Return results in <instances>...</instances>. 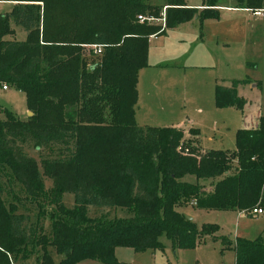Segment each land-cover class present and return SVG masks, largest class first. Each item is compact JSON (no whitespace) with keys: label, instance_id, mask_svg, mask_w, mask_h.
Segmentation results:
<instances>
[{"label":"trees","instance_id":"obj_1","mask_svg":"<svg viewBox=\"0 0 264 264\" xmlns=\"http://www.w3.org/2000/svg\"><path fill=\"white\" fill-rule=\"evenodd\" d=\"M232 1L253 11L263 0ZM0 2L12 5L0 16V86L22 93L30 114L19 120L0 107V264L27 257L52 264L53 255L58 264H117L115 248L162 252L160 238L172 251L190 249L206 237L215 241L214 226L197 229L179 208L248 214L264 206V115L236 130L232 150L198 151L178 128L134 123L148 40L194 17L216 19L223 0H203L200 10L184 0ZM163 7V28L137 21L159 19ZM12 26L24 32L22 41L6 39ZM91 45L102 46L99 55ZM237 84L214 86L217 108L242 109ZM22 201L34 217L17 210ZM92 209L124 216L92 217ZM219 240L234 264H264V239Z\"/></svg>","mask_w":264,"mask_h":264},{"label":"rangeland","instance_id":"obj_2","mask_svg":"<svg viewBox=\"0 0 264 264\" xmlns=\"http://www.w3.org/2000/svg\"><path fill=\"white\" fill-rule=\"evenodd\" d=\"M229 1L223 0V3ZM147 3L161 6L164 0H147ZM184 4L196 9L194 6L203 5V0H184ZM11 6V3L0 2V16L8 13ZM263 10L264 0L261 6ZM249 14L252 13L218 11L216 19L207 18L201 23L191 19L166 31L161 38L150 40L148 63L156 67L141 72L158 77L161 99L173 107L175 117L192 121L193 127L199 131L198 144L201 149H234L235 132L242 124V117L249 114L234 107L217 108L213 101L214 80L220 85L239 81L237 88L245 92L249 101L259 99L264 104V18L259 19L257 24ZM13 30V35L6 39L22 41L24 32L15 27ZM213 35H222L225 39H219L216 43ZM252 84L256 87L252 88ZM0 107L19 120H24L28 114L23 94L10 87L5 91L0 89ZM157 111L150 113L153 116L152 122H148L151 126L168 121ZM186 135L184 137L188 139ZM28 153L36 159L33 151ZM187 178L191 179L187 176L184 180ZM44 185L48 187L49 183L44 180ZM63 201L66 207L72 204L70 195L64 196ZM22 204L18 205L17 210L30 218L34 217L36 212L29 203L22 201ZM42 210L49 212L47 207ZM87 212L92 217L103 214L108 218L124 216L119 209H92ZM182 212L192 219L197 229L203 225L214 226L212 235L216 240L211 241L206 237L193 248L178 249L173 253L168 247L169 242L160 238L162 252H134L129 248H116L113 253L115 260L120 264H234L233 251L221 245L220 237L230 241L264 239V212L256 216L233 211H201L188 205L182 208ZM46 216H43L45 222ZM58 258L53 255L52 264H58ZM15 264L35 263L32 257H27ZM80 264L102 263L92 261Z\"/></svg>","mask_w":264,"mask_h":264},{"label":"crops","instance_id":"obj_3","mask_svg":"<svg viewBox=\"0 0 264 264\" xmlns=\"http://www.w3.org/2000/svg\"><path fill=\"white\" fill-rule=\"evenodd\" d=\"M185 6L187 8H189V6H187V5H185ZM194 7L197 10L202 9V5H195ZM227 10L233 11V12L243 11V12H246V13H252V11L246 10V9H235L233 7V1L232 0H230L228 3H223L222 2L220 4V6L217 7V11H227ZM249 16H250L251 20H253V22H255L257 24H259V22H258L259 19L264 18V15H263V17H254L252 14L251 15L249 14ZM193 19L197 20L195 17ZM179 25H177V26H179ZM174 28L167 29V30H165V32L168 31V30H172ZM165 32H164L163 36L165 35ZM214 35H213V39L215 40L216 43L219 41V39L220 40L225 39V37H223L222 35H217V36H214ZM161 37L162 36H157V37L150 38L148 40V50H149L150 40L151 39L155 40V39H158V38H161ZM201 41H202V39H201ZM260 49H261V51H263V49L261 47H260ZM148 50H147V66H146V68H143V69L139 70L138 74H137V82H136L137 98H136V103H135V106H134V122H135V125H137L139 127L149 126V127L178 128V129L183 131L184 135L187 134L188 138H190V139L193 138V145L197 148L198 151H207V150L201 149L199 147V144H198L199 141H200L199 131L195 127H193L192 121L191 120L189 121V120H187L185 118H180L179 119L177 116L175 117V113L173 111V107L171 108L169 103H167V102L165 103L163 101V99H161L163 97H160L161 88H159L160 83L158 81V77H155V78H157V80H156L153 76H150L147 72H141V71H146L145 69H147L149 67H153V68L156 67V66H151L148 63V58H149ZM209 55L212 56V53H210ZM157 68H158V66H157ZM215 85H220V84H218L214 80L213 81V86H215ZM220 86L229 87L230 85H220ZM238 86H240V85H238ZM251 87L255 88L256 85L252 84ZM7 89L8 88H6L5 90H7ZM213 89H214V87H213ZM5 90H2V91H5ZM236 93L245 102L243 107H242V111L244 110V111H248L249 112L248 116L246 115V116L242 117V124L238 128V129H240V128H243L245 126H250L251 123H255L256 118L259 117L260 115H263L264 104H262L259 99L255 100V101H249L244 95L245 92H241L240 89L237 88V86H236ZM154 110H158L156 113H161V115L164 118H166L168 121L163 123V124H160L158 126H151L148 122H152L153 116L150 115V113L152 114ZM190 131H196L197 135L193 136V137L192 136L190 137V134H191ZM184 181L191 183V182H193V177H191V179L187 178V180H184ZM188 206H191L192 208H194L192 205H188ZM182 208H184V207H182ZM182 208H179L178 211L180 213L184 214L182 212ZM197 210H200V209H197ZM261 210H262V213L260 215H262L263 212H264L263 207L261 208ZM201 211H205V210H201ZM233 212H236V211H233ZM236 213H239V212H236ZM190 220H192V219L190 218ZM168 247L171 250L170 244H169ZM175 251L176 250H174L172 252L175 253ZM58 260H59V258H58ZM92 261L93 260H83V261L77 262L76 264H80V263H83V262H89L90 263ZM117 264H120V263L117 262Z\"/></svg>","mask_w":264,"mask_h":264},{"label":"built area","instance_id":"obj_4","mask_svg":"<svg viewBox=\"0 0 264 264\" xmlns=\"http://www.w3.org/2000/svg\"><path fill=\"white\" fill-rule=\"evenodd\" d=\"M164 9H165V7L162 8L161 17L159 19H154L152 17L137 16L136 17L137 21L139 23H142V22H147V23L158 22V23H160L161 28H163L164 27V15H163ZM252 15L254 17H263L264 12L261 11V10H253L252 11ZM89 48L92 50V53L94 55H99L100 52H101L102 46H100V45H91V46H89ZM0 88H1V90H5L6 86L5 85H1ZM176 151H179V152L184 153V154L187 153V150L181 148L180 146H178L176 148ZM192 204H194V203L192 202ZM261 213H262V210H261V208H258V207H254L248 212L249 215H260Z\"/></svg>","mask_w":264,"mask_h":264},{"label":"water","instance_id":"obj_5","mask_svg":"<svg viewBox=\"0 0 264 264\" xmlns=\"http://www.w3.org/2000/svg\"><path fill=\"white\" fill-rule=\"evenodd\" d=\"M30 114L28 113L27 116H29ZM184 218L187 219V220H190V217L187 216V215H184Z\"/></svg>","mask_w":264,"mask_h":264}]
</instances>
